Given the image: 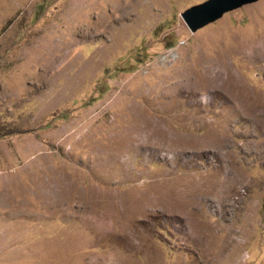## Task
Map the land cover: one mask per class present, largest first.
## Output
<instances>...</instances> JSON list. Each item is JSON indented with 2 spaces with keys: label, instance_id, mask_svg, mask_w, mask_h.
Wrapping results in <instances>:
<instances>
[{
  "label": "rangeland",
  "instance_id": "1",
  "mask_svg": "<svg viewBox=\"0 0 264 264\" xmlns=\"http://www.w3.org/2000/svg\"><path fill=\"white\" fill-rule=\"evenodd\" d=\"M0 0V264H264V0Z\"/></svg>",
  "mask_w": 264,
  "mask_h": 264
},
{
  "label": "water",
  "instance_id": "2",
  "mask_svg": "<svg viewBox=\"0 0 264 264\" xmlns=\"http://www.w3.org/2000/svg\"><path fill=\"white\" fill-rule=\"evenodd\" d=\"M257 1L259 0H208L191 7L183 12L181 16L187 28L192 33H196L203 27L222 18L224 14Z\"/></svg>",
  "mask_w": 264,
  "mask_h": 264
}]
</instances>
